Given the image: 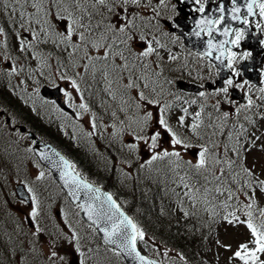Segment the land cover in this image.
Instances as JSON below:
<instances>
[{
  "label": "snow or ice",
  "instance_id": "6c2138e0",
  "mask_svg": "<svg viewBox=\"0 0 264 264\" xmlns=\"http://www.w3.org/2000/svg\"><path fill=\"white\" fill-rule=\"evenodd\" d=\"M169 2L170 0H156V7H153L152 0H0V4H3L5 9H11L9 22L13 26L18 24L19 28L30 33L28 37H21L19 32L15 33L19 40L18 51L20 53L32 52L33 59L40 61L41 67L49 69L52 68V65L49 64L51 53H48L46 57L43 52L36 51L39 44H47L51 41L61 52L67 54L66 57H61L55 62L56 70L61 68L64 70L59 71L58 75L54 70L53 79L50 82L54 83L55 80L64 82L66 87L62 89L58 87L57 90H62L63 98L70 109L78 115L90 112L85 93L92 95L93 93L89 91L92 85L103 84V92L111 100L116 101L117 110L125 114V119L120 121L122 127L117 129V132L127 130L131 136V140L124 147L130 153H137L140 151L141 143L145 146L148 158L141 165L142 168L151 169L156 161L167 162L168 171L173 172L179 180L177 186H182L184 189L182 195L173 189L177 207L185 216H189L194 213H190L183 207L185 198L195 207L199 203V198L203 197L206 211L210 210L208 205L211 204V201L208 200V196L212 191L226 190L228 191L227 199H232L231 189L223 188V185L227 183V177L215 175V170L222 163L227 165L229 172L233 170L234 165L237 167L240 165L239 160L234 162L227 157V145H225L224 151L225 159L221 161L215 158L207 144L193 145L189 137L175 131L169 123L168 117L172 104H162L158 99L161 94L168 91L164 85L170 83L166 79L163 81L161 79L165 60L176 62L179 57L172 53L169 44L163 40V37L169 33L162 30L163 26L159 21L155 28L145 24L144 17L140 16L137 9L151 8L152 11L149 15L156 17L160 14L159 8L167 7ZM181 2H185V0H181ZM207 2L208 0H204V2L194 0L198 7L192 9L193 12H199L202 18L196 21L191 35L200 38L201 33H204L209 37L206 41V49L198 56V59L213 57V53H218L214 57L218 64H210L209 71L216 69V75L219 76L221 70L226 68L230 75L224 79L223 86L214 92L200 91L198 93L200 110L196 111L194 115L189 113L187 107L181 105L182 114L178 117V124L180 127H187L192 136L198 139L201 138L199 129L203 126L202 113L205 102L209 98H222L216 99L213 111L218 113L216 119L224 123L230 116H239L242 109L252 110L253 108L256 109L255 115L258 120L254 121L248 115H245V119L254 127L259 126V121H264V86L258 87V92L262 95L256 98L260 101L256 103L251 94V89L256 86L246 79H239L244 75V72L242 68L237 67V64L252 57L250 51L237 52L234 50L240 49L241 41L245 39L244 28L233 29L229 25L221 30L220 25L225 21V5H219V18H212L203 15ZM231 2L233 7L230 19L233 21L245 26L249 24L247 16L242 18L240 15L242 7L248 16L253 15L254 7L258 8L260 17L264 18V2L261 0H245L243 5H237V0H231ZM29 7L33 10L31 13L27 12ZM102 10L108 13L107 17L93 23L96 16H103ZM13 15L17 17L16 20L11 19ZM137 19L141 20L140 25L135 23ZM165 26L172 32L180 27L174 20ZM257 28H260V25H257ZM214 34H218L223 39L216 40ZM5 35V28L0 27V36ZM178 39L179 37L173 36L171 44L174 45ZM33 41L36 42L35 45L32 43ZM3 46L6 48L7 44L5 43ZM8 58L5 56V59ZM187 67L188 65L185 63L183 68L187 69ZM4 70L8 76H13L19 75V72L24 69H18L14 63H10L5 65ZM192 71L197 72V79H203L198 70L193 69ZM246 87L248 91L244 94V103L234 104L233 100L227 99L230 89L243 90ZM95 94H99V89ZM170 94L174 95L176 99H181V96L176 93ZM197 102L196 98H186L183 101L189 106L197 104ZM222 102L229 105L227 111H221ZM101 103L103 105L106 102L101 101ZM107 106L111 108V105ZM153 108L156 109L155 114L152 111ZM117 110L111 113L114 119H120ZM57 111H60V108H57ZM64 114L67 115V113ZM189 115H192V123L186 126L185 120ZM95 119V113H93V129L97 127ZM211 119L210 116L209 120ZM8 124L11 125V121H8ZM208 126L215 128V125L211 123ZM112 127L115 128V124ZM240 127L243 129V125ZM215 134L216 131L213 132V135ZM242 134L243 132L235 133L237 140L232 144V151L237 157H241L242 152H251L253 149L264 153V140L253 134L250 137L251 142L247 146H241L238 137ZM231 137L232 134L229 138L231 139ZM166 138L172 150L161 148V141ZM178 146L181 150L199 147L198 153H194L197 157L196 163L185 161L181 151L176 150ZM215 147L218 145L213 144V148ZM158 148L160 151H157ZM28 151L31 152L32 149L29 148ZM36 155L41 160L48 161L52 167L59 171L60 180L63 182V186L68 189V195L72 197L73 201H80L83 196V202L77 203L76 206L85 213L87 219L94 226V230L103 233L105 244L114 246L115 255L128 257L136 264H157L156 261L146 258L137 250V242L138 240L144 241L145 233L130 216L121 210L111 193H102L100 188L95 187L76 170L75 164L59 152L50 150L36 153ZM256 166L254 162L252 167L242 168L244 175L252 177L253 169ZM260 168L264 173V165H260ZM218 170L221 173L225 172L224 168ZM157 171L161 175H167L162 169H157ZM181 171L184 173L183 175L180 174ZM209 172L212 173L211 179L204 175ZM44 175V172H39L36 179L43 180ZM200 176H203L205 183L200 184V180L197 179ZM209 183H215L217 186L210 189L207 187ZM198 184H200L199 187H197ZM248 185L251 187L250 181H248ZM257 186L260 192L264 193V181H259ZM21 187L26 189L27 193L18 191L17 196L21 203L28 204L31 208L27 219L32 224L40 214L38 211L39 201L31 187L27 184ZM223 207L227 208V203ZM248 207L251 208V205ZM211 211L213 216L217 215L214 209ZM246 215V221H241L239 217L235 216V213H229L223 217L225 223L233 227L244 223L254 238L255 247L253 249L249 248L248 243H241L232 253V258L240 261L241 264H258V262L264 264L258 255V253L264 254V219L256 224L251 211H248ZM260 216L264 218V211L260 213ZM64 222L67 223V220L65 219ZM31 230L34 235L42 234V229L37 224H33ZM80 240L78 233L69 226V230L64 234V241L71 246L73 253H79V256L83 257L85 253L81 251ZM223 247L231 251L230 244L224 243ZM48 248L46 260L50 264H58V261L68 264L67 254L61 255L53 243H49ZM163 255L167 256V253L165 252ZM78 264H85V260L79 259Z\"/></svg>",
  "mask_w": 264,
  "mask_h": 264
},
{
  "label": "rangeland",
  "instance_id": "374dc122",
  "mask_svg": "<svg viewBox=\"0 0 264 264\" xmlns=\"http://www.w3.org/2000/svg\"><path fill=\"white\" fill-rule=\"evenodd\" d=\"M11 24V23H10ZM9 24V25H10ZM0 25L2 23L0 22ZM11 26V25H10ZM16 32L20 33L21 37H28L30 33L25 32L15 26ZM7 44L5 48L3 45ZM19 46V40L15 35L13 29V36H0V103L2 109L13 107L17 104L19 99L25 108L27 101H36L40 86L36 84L37 74L33 71L37 65L35 60H31V53H20L15 51V47ZM8 56V59H5ZM14 56L15 62L10 58ZM14 63L18 69H24L19 72V75L8 76L4 70L5 65ZM41 75V74H40ZM42 76V75H41ZM264 86V77L261 80ZM62 88L66 87L63 81L58 83ZM38 90V91H37ZM71 91V89H69ZM8 94V95H5ZM259 92L254 96L256 100L260 96ZM217 99H222L218 97ZM230 99V96L227 97ZM37 102V101H36ZM14 103V104H13ZM11 104V105H10ZM45 107L48 105L39 103ZM181 100L174 102L173 113H171V122L179 117L181 112ZM189 105V104H188ZM189 113L195 110L192 104L187 106ZM29 109V108H28ZM53 113L44 114L43 117L47 124L54 126L61 134L64 135L66 140L65 144L70 149H75L78 145L87 142V147L90 150L96 151L97 156L101 155L97 149L95 142V129L92 127V121L87 113L77 114L74 119L65 117L57 111L55 106L49 108ZM222 111H227L229 105L222 102ZM256 109L250 112L242 109L241 114L236 118L245 119V115L250 116L254 121L258 120L255 115ZM17 120V119H15ZM59 122L60 124L56 123ZM61 124H64L61 125ZM113 131V130H112ZM111 132V131H109ZM255 136H259L264 140V121H259V126L255 129ZM0 264H50L46 260V254L49 251L48 244L53 243L57 251L61 254H67L68 264L73 258L85 260V264H120V258L114 253L105 251L102 246L97 244L95 235L86 226L83 225L78 209L74 208L66 198L62 196L60 189L51 177V174L42 168L34 159L32 151H28L32 147V143L26 136L16 132L10 131V127L5 124L4 118L0 117ZM64 140V141H65ZM250 140V138H249ZM191 143L193 141L190 139ZM251 142V140H250ZM249 142V143H250ZM8 143V145H5ZM215 143V142H214ZM125 145H120L119 150L126 154V157L119 162H112L106 164L107 170L115 172L117 175L131 173L132 161H134V154L130 153ZM96 147V150H95ZM161 148L172 150L167 138L161 141ZM118 150V149H117ZM176 150L181 151V155L193 159L196 157L194 153L196 150L190 148L188 150H181L179 146ZM157 151H160L158 148ZM141 156L142 161L148 158V151L145 146L140 144V151L137 152ZM256 167L253 169V177L256 181H264V173L261 172L260 165H264V153L253 149L249 153V163L251 167L253 163ZM39 165V167H37ZM131 166V167H130ZM39 172H44V179L37 180L36 175ZM18 184H27L31 187L39 201V216L32 224L29 223L27 217L31 208L25 203H21L14 193V189ZM65 219L67 223H65ZM33 224H37L42 229L40 236L34 235L32 232ZM74 229L80 236V248L85 253V256L80 257L79 253H73L72 248L64 241V234L69 230ZM231 245V251L226 250L223 244ZM241 243H248L249 248L255 247L254 238L251 236L250 231L242 224L230 226L219 237V243H215L212 248V255L220 261V264H241L240 261L232 258V253L237 249ZM167 253V256L163 253ZM160 256L167 264H181L180 258L168 249H160ZM260 261H264V254H259ZM96 258L94 263L92 260ZM58 264H65V262L58 261ZM259 264V262H258Z\"/></svg>",
  "mask_w": 264,
  "mask_h": 264
},
{
  "label": "trees",
  "instance_id": "16d2710c",
  "mask_svg": "<svg viewBox=\"0 0 264 264\" xmlns=\"http://www.w3.org/2000/svg\"><path fill=\"white\" fill-rule=\"evenodd\" d=\"M105 12L106 11H103V16H96L93 23L107 17L108 13ZM155 19L159 20L157 16ZM149 23L156 27L151 19ZM141 30L143 31L144 29ZM50 53V58L55 67V62L59 58L66 57L67 55L61 52L52 42L50 43ZM171 78V68L169 65L164 64L161 79L162 81L166 79L170 82ZM97 79L99 80V77ZM164 87L168 91L158 97L162 104L171 103V99H176V97L170 93L185 96L175 89L172 82L165 84ZM97 89H99L98 95L95 94ZM89 91L93 94L89 95L85 93V95L90 109L92 110L91 117L92 114L95 113V123L101 125L105 122H109L112 125L115 124V126L120 129L122 127L120 121L125 119V114L119 112L117 110V102L111 100L103 92V84H93ZM2 92L4 93V91L0 90V93ZM133 95H135V93H133ZM101 101H105L106 103L102 105ZM107 105H111V108ZM196 106L200 110V102H198ZM14 107L16 108L17 105L14 104ZM114 110H117V115L120 119H114L112 117L111 113ZM171 111L172 109L168 113L169 115H171ZM30 112L24 113L23 111L21 114L18 113L15 116H18L19 119L21 118L23 123L31 130L45 140L52 142L69 157L74 158V155L77 156V152H81V154L84 153V150L80 148L74 151L75 154L71 152L69 148L65 146L63 140L56 134L54 126H50L47 124V121L44 120L42 113L34 115V113L39 111L35 110L32 113ZM210 116L212 117L211 120H209ZM217 116L218 113L213 111V107L205 102L204 112L202 113L203 126L199 129L201 133V138L199 139L192 136L187 130V127H180L178 123H174L172 126L178 133L189 137V139L193 141V145L199 146L207 144L216 159L221 161L225 159L224 151L225 145H227V157L234 162L239 160L240 166L237 167L234 165L231 172L227 170V165L223 163L218 166V169L224 168V173H221L218 169L215 170V175L227 177V183L223 185V188H230L233 198L227 199L228 191L226 190L222 192L212 191L208 196V200L211 201V204L208 205L210 210H205L206 205L203 197H200L199 203H197L195 207L185 198L183 207L190 213H194L193 215L185 216L183 212L180 211L173 195V189L175 192L181 193V195L184 189L182 186H177L179 180L173 172L168 171L166 161L154 162L151 169L142 168L141 165L143 163L135 162L131 176H127L128 174H121L119 179L113 176V174H104L106 169H103L102 166L99 167L98 163H96V176H94L90 170L84 169L83 166H79L80 170H85L84 174L89 180L111 191L124 208L133 216L145 233V239L143 242H140V246L153 256H160L159 250L167 248L174 251L180 259L183 257V259H181L183 264H219L215 259H208V255L212 242L223 227L227 225L223 217L227 216L229 213H235V216L240 219L247 220L246 214L248 211H251L256 224H259L261 219H264L260 216V213L264 211V193L260 192L257 184L251 180L250 177L245 176L242 171V168H248V153L242 152L241 157L236 156L232 151V144L236 141V136L233 134L234 131L225 128L224 131L221 132L222 122L216 119ZM210 123L215 125V128L209 127L208 125ZM214 131H217L215 135H213ZM121 132L123 135L128 133L127 130ZM230 134H232L231 139L229 138ZM108 139L109 142L107 143L106 140L100 137L98 144L101 148L103 147L107 150L105 159L109 158L117 162L118 159L112 147V138L108 137ZM213 144L218 145V147L213 148ZM239 144L243 146L241 143ZM194 148L199 150V147ZM81 154L78 156L81 157ZM89 159L90 158H86V156H82L80 159L74 158L73 161L83 160L86 165L91 166L88 161ZM183 159L185 161H191L185 158ZM192 163H196V160L192 161ZM157 169H162L167 175H161ZM237 173H239V175H237ZM180 174L183 175L184 173L181 171ZM204 175H207L209 179L212 178L211 172L205 173ZM197 179L200 180V184L205 183L203 176L197 177ZM173 180L176 182L173 183ZM248 181L251 182V187H249ZM200 184H198L197 187H199ZM216 186L215 183L207 184V187L210 189H214ZM225 203L228 205L227 208L223 207ZM248 205H251V208H249ZM211 209H214L217 215L213 216Z\"/></svg>",
  "mask_w": 264,
  "mask_h": 264
},
{
  "label": "water",
  "instance_id": "95a60500",
  "mask_svg": "<svg viewBox=\"0 0 264 264\" xmlns=\"http://www.w3.org/2000/svg\"><path fill=\"white\" fill-rule=\"evenodd\" d=\"M244 2H245V0H237V5H243ZM242 8H243V7H242ZM242 8H241V11H242ZM230 10H232V9H230ZM253 14H254V10H253ZM206 15H207V14H206ZM216 15L218 16V15H220V13H219V12H216ZM224 16H225V21H224L222 27L220 26L221 30H222L224 27L229 26V25H230L233 29L236 28L238 25H240V23H238L237 21H233V20L230 19V17H231V11L228 12V13H224ZM251 16H252V15H251ZM198 20H199V19H197V21H198ZM195 23H196V22H195ZM201 35H202V33H201ZM217 38H218V40L223 39V37L219 36L218 34H217ZM193 39H194L196 42L198 41V38L195 37V36H193ZM199 39H200V38H199ZM195 45H196V44H195ZM198 45L203 46L202 41H200V43H199ZM202 51H205V50L202 49ZM223 72H224V69L221 70V79H220V81L217 83L218 86H221V85H222V81H223V79L226 77V75H224ZM178 87H179L180 89H183V90H186V91H197V90H198L196 87L191 86V85H187V84H185V83H178ZM41 94H42L44 97H46V98L54 99V100H55V101H56V102H57V103H58L63 109L67 110L66 105H65V100H64V98H63V94L61 93V90H57V88L52 89V88H49V87L45 86V87L42 88V90H41ZM233 96H234V98H238L239 100H242V99H241V96H239V95L236 94L235 92H233ZM21 130H22V131H25V128L22 127ZM29 137L35 141V145H34V152H35V154H36V153H40V152L50 151V150H55L56 152H59V151H58L56 148H54L51 144H45V143L41 142V141H40V140H39V139H38L33 133H29ZM59 153L67 159V157H66L65 155H63L61 152H59ZM37 157H38L39 161H40L45 167H47L48 169H50V171L52 172L54 178H55L56 181L59 183V185H60L61 188L64 190V192L67 194L68 198L70 199V201L72 202L73 205H77V203L83 202V196H81V200H80V201H73L72 197L68 195V189L65 188V187L63 186V182L60 180L59 171H58L56 168L52 167V166L48 163V161L41 160V159L39 158L38 155H37ZM57 159H58V158H57ZM95 187H96V186H95ZM98 188H99V187H98ZM100 189H101V192H102V193H109V192H107L105 189H102V188H100ZM18 191H23V190H22V187H18V188H17V193H18ZM113 199L115 200L114 197H113ZM117 203H118V202H117ZM120 208H121V207H120ZM121 210L124 211L122 208H121ZM124 212H125V211H124ZM125 214L128 215L126 212H125ZM128 216H129V215H128ZM82 217L84 218L85 222H86L88 225L93 226V225L91 224V221H89V220L87 219V216L85 215L84 212H82ZM93 227H94V226H93ZM97 232H98V235H99V237L101 238V240L104 242L103 233H102V232H99L98 230H97ZM104 244H105V242H104ZM105 245H107V244H105ZM107 246H108L109 248L115 250L114 246H112V245H107ZM137 250L140 252V250H139V248H138V245H137ZM140 253H141V252H140ZM141 255H143V254L141 253ZM143 256H144V255H143ZM123 257H124V256H123ZM146 258H147V257H146ZM124 259H125V261H126L127 264H136L135 261L131 260V259L128 258V257H124ZM148 259H149V258H148ZM151 260H152V259H151ZM154 261H156L157 264H164L163 262H159V261H157V260H154ZM73 264H74V263H73Z\"/></svg>",
  "mask_w": 264,
  "mask_h": 264
},
{
  "label": "flooded vegetation",
  "instance_id": "af4514ba",
  "mask_svg": "<svg viewBox=\"0 0 264 264\" xmlns=\"http://www.w3.org/2000/svg\"><path fill=\"white\" fill-rule=\"evenodd\" d=\"M195 7H198V5L195 4V6H191L190 8H187V9H184V13L186 14V16H184L182 19L184 20V22H189L190 19H192L194 16H197L199 14V12H193L192 9L195 8ZM210 10H212V7H209ZM252 27L254 29L257 28V25H260V34H261V48H262V52L258 55V61L256 63H259L258 65V71L260 73V78L264 76L263 72H264V18H261L260 17V14H259V9H257V12H256V17L254 18V20L252 21ZM192 27V26H191ZM255 31L252 32V34H254ZM245 37H246V34H245ZM237 52H244L246 51L245 49L243 50H235ZM249 51V50H248ZM251 52V51H250ZM251 58V57H250ZM249 58V59H250ZM237 59L239 60V57H237ZM248 61V60H247ZM245 62V61H243ZM243 62H240L237 64V67H240V65L243 63ZM216 73H215V78L214 80H212L211 78H208L204 83L202 84H206L207 82H211L212 84L215 82L216 80ZM240 80H245L244 78H239ZM201 84V83H199ZM213 90V89H211ZM206 92H208L207 90H205ZM210 92H213V91H209Z\"/></svg>",
  "mask_w": 264,
  "mask_h": 264
}]
</instances>
